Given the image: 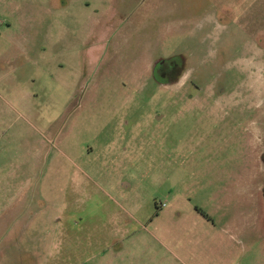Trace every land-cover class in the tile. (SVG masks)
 Masks as SVG:
<instances>
[{
  "label": "rangeland",
  "instance_id": "374dc122",
  "mask_svg": "<svg viewBox=\"0 0 264 264\" xmlns=\"http://www.w3.org/2000/svg\"><path fill=\"white\" fill-rule=\"evenodd\" d=\"M90 178L201 209L173 264H264V0H0V264H108Z\"/></svg>",
  "mask_w": 264,
  "mask_h": 264
},
{
  "label": "crops",
  "instance_id": "0c3cea01",
  "mask_svg": "<svg viewBox=\"0 0 264 264\" xmlns=\"http://www.w3.org/2000/svg\"><path fill=\"white\" fill-rule=\"evenodd\" d=\"M12 2L14 0H7V4H10V6ZM91 181L98 189L95 192L93 191V193L100 199L99 204L101 205V207L95 206L97 208L95 211L101 212L104 215V219H101V224L98 228L93 224L92 229L97 232V235H95L96 240L93 244H97L92 245L91 253L83 255L82 252V259L93 258L100 263L108 262V264H141L143 256L147 253L148 248L152 246L154 259L157 264H173L163 254L168 251L175 255L174 250H181V245L177 246L178 240H168V245H166V242L163 241L165 238L163 235L168 232L172 233V230L173 232L179 231L182 220L201 218V209L195 208V210L184 212L176 201L173 200L172 202L171 200L170 204L173 207L160 210L158 207L155 213L147 217L140 216V218L139 207L142 195L139 190H136L137 188L121 187L119 189L115 184L120 182V179L111 181L110 184L105 181L94 180V178ZM62 195L65 198V193ZM158 205L161 204L159 203ZM84 211L85 213L90 212V210ZM169 223V228H166L165 225ZM57 236H60V234ZM171 248H173V251Z\"/></svg>",
  "mask_w": 264,
  "mask_h": 264
},
{
  "label": "flooded vegetation",
  "instance_id": "af4514ba",
  "mask_svg": "<svg viewBox=\"0 0 264 264\" xmlns=\"http://www.w3.org/2000/svg\"><path fill=\"white\" fill-rule=\"evenodd\" d=\"M176 68H177L176 65L173 66L172 68H169V67L167 68L166 66H164L162 69H158V70H159V74L164 75L165 77H168V76L171 77L174 74V72H175L174 69H176Z\"/></svg>",
  "mask_w": 264,
  "mask_h": 264
},
{
  "label": "trees",
  "instance_id": "16d2710c",
  "mask_svg": "<svg viewBox=\"0 0 264 264\" xmlns=\"http://www.w3.org/2000/svg\"><path fill=\"white\" fill-rule=\"evenodd\" d=\"M179 70L175 71L174 74L171 76L172 80L175 79L176 77V73H178ZM262 196H263V202H264V187H263V190H262Z\"/></svg>",
  "mask_w": 264,
  "mask_h": 264
}]
</instances>
